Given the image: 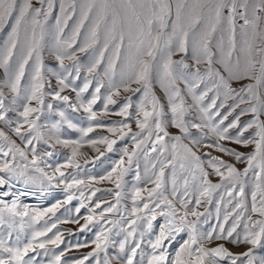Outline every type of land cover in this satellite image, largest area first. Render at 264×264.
<instances>
[{"label":"snow or ice","instance_id":"6c2138e0","mask_svg":"<svg viewBox=\"0 0 264 264\" xmlns=\"http://www.w3.org/2000/svg\"><path fill=\"white\" fill-rule=\"evenodd\" d=\"M0 34V264H264V0H0Z\"/></svg>","mask_w":264,"mask_h":264},{"label":"rangeland","instance_id":"374dc122","mask_svg":"<svg viewBox=\"0 0 264 264\" xmlns=\"http://www.w3.org/2000/svg\"><path fill=\"white\" fill-rule=\"evenodd\" d=\"M53 15H56V13H54ZM70 25H71V22H70ZM5 31H7V29ZM2 38H3V36H2V34H0V39H2ZM46 63H50V61H46ZM0 73H2V70H0ZM157 94L162 96V93H160L159 89H157ZM138 95L139 94L134 95L133 96V100H136ZM97 107H100V105H97ZM109 119L110 120H118L120 118L119 117H111ZM230 119H231V117H230ZM242 119L247 120L248 117H243ZM93 135H95V133ZM121 143H124V142L122 141ZM118 147H119V145H118ZM85 150L87 151V149H85ZM239 150L243 151V152H250L252 149L251 148H240ZM109 156H113V158H114V154H109ZM107 158L108 157H105L104 159H107ZM97 166L99 167V162H98ZM239 167H243V166L240 165ZM128 179H131V174L129 175ZM100 187H102V188L103 187H109V185L104 184V185H100ZM249 191H250V189H246V194ZM61 195L62 194L57 191V193H55V195L53 197L42 198L37 193L36 195H33L31 199H29L28 196L22 197L21 198V202L24 203V204H27V205H29L30 207H33V208H36V207H47V206H50L54 202V200L56 198H60ZM97 195L101 196L102 193H98ZM219 195H220V193H216V196H219ZM76 203H77L76 201H73L74 205ZM214 206H215V198L213 200V206L210 208V211H214ZM201 210H203V209H201ZM62 212H63V209H61L60 212L57 213V215L59 216ZM159 223H160V221L158 219L157 220V224H159ZM211 223H214V220H211L210 224ZM60 227L61 228L72 229L73 231H75L78 226L77 225H73V224H67V225H60ZM84 236H85L84 233H80L79 237H73V236H70L67 233H65L64 239H65L66 242L75 243L77 238L83 240ZM87 236H88L89 239L92 238V234L91 233H87ZM64 246L65 245H61V248H63ZM229 247H231V245H229ZM240 250H242V249L233 248V251H240ZM57 251H59V249H57ZM87 251H89V249H80L79 251L73 250L72 252L68 253V256L66 257V259L67 258H71V257H75V256H79L81 252H87Z\"/></svg>","mask_w":264,"mask_h":264},{"label":"bare ground","instance_id":"6f19581e","mask_svg":"<svg viewBox=\"0 0 264 264\" xmlns=\"http://www.w3.org/2000/svg\"><path fill=\"white\" fill-rule=\"evenodd\" d=\"M29 197V199H31L32 198V196H28Z\"/></svg>","mask_w":264,"mask_h":264}]
</instances>
